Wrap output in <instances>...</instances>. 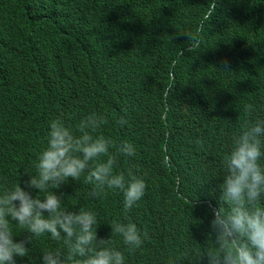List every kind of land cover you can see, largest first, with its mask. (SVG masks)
Listing matches in <instances>:
<instances>
[{
  "label": "trees",
  "instance_id": "1",
  "mask_svg": "<svg viewBox=\"0 0 264 264\" xmlns=\"http://www.w3.org/2000/svg\"><path fill=\"white\" fill-rule=\"evenodd\" d=\"M236 38L248 44L250 66ZM254 82L264 90V0H0V191L34 170L36 161L25 163L46 147L51 120L75 127L91 112L107 113L99 134L136 148L115 171L132 170L147 184L124 218L144 219L201 251L214 237L212 216L192 210L209 206L201 200L222 181L233 135L259 120L254 109L243 112L258 101ZM200 98L226 100L220 130L202 123ZM119 116L123 127L114 123ZM211 168L217 176L204 181ZM89 190L69 179L58 194L63 205L92 206L102 218L123 208L121 193L95 204Z\"/></svg>",
  "mask_w": 264,
  "mask_h": 264
},
{
  "label": "clouds",
  "instance_id": "2",
  "mask_svg": "<svg viewBox=\"0 0 264 264\" xmlns=\"http://www.w3.org/2000/svg\"><path fill=\"white\" fill-rule=\"evenodd\" d=\"M235 46L250 66L246 41L236 38ZM247 85L248 81L239 87ZM257 87L254 82L253 98L258 101L254 106L245 104L243 112L250 115L254 109L259 120L242 124L233 135L223 158L222 181L217 191L201 200L209 206L192 210L205 221L212 216L214 237L210 236L207 248L187 251L179 235L170 236L166 230L163 236L144 219L124 218L147 189L145 180L132 170L115 171L119 157L135 156L136 148L99 134L109 124V116L91 112L75 127L63 118L51 120L46 147L25 163L29 168L36 161L34 170L21 183L0 191V264H168L170 254L181 256L187 264H201L205 258L207 264H264V90ZM199 101L202 123L220 130L219 123L229 116L226 100ZM2 114L10 118L8 112ZM114 123L123 127L127 120L119 116ZM216 174L211 168L204 181ZM69 179L89 185L88 196L95 204L106 201L109 191L121 193L123 208L102 218L98 208L63 205L58 190ZM190 185L194 187L193 182ZM32 190L41 195H33ZM186 225L197 229L189 216ZM169 264H174L172 258Z\"/></svg>",
  "mask_w": 264,
  "mask_h": 264
},
{
  "label": "rangeland",
  "instance_id": "3",
  "mask_svg": "<svg viewBox=\"0 0 264 264\" xmlns=\"http://www.w3.org/2000/svg\"><path fill=\"white\" fill-rule=\"evenodd\" d=\"M200 103H202V102L199 101V104H198V110H197L196 112H199V109H200V107H201Z\"/></svg>",
  "mask_w": 264,
  "mask_h": 264
}]
</instances>
